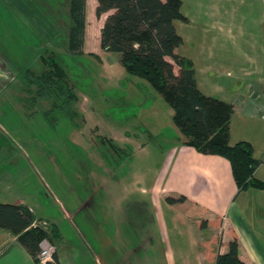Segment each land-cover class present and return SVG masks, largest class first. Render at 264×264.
<instances>
[{
	"label": "rangeland",
	"instance_id": "obj_1",
	"mask_svg": "<svg viewBox=\"0 0 264 264\" xmlns=\"http://www.w3.org/2000/svg\"><path fill=\"white\" fill-rule=\"evenodd\" d=\"M54 1L52 6L60 11L63 0ZM221 5L226 8L227 2ZM247 6L239 9L246 17ZM102 23H90L80 56L66 50L67 35L59 38L61 49L56 53L78 97L72 104L78 113L73 120L50 113V103L33 106V100H26L30 96L23 79L4 83L0 194L8 195L12 203L23 201L51 225L63 264H166L165 245L155 235L148 198L138 188L142 179L151 177L157 158L175 141L178 129L166 113L171 108L147 82L126 72L117 81L119 55L108 56L99 46ZM185 47L196 53V41ZM30 52L31 58L42 53L31 48ZM104 63L111 64L109 73L104 72ZM42 67L39 61L31 69L40 72ZM258 90L248 98L263 111L264 94ZM153 111L159 113L157 129ZM127 138L131 142H125ZM140 144L146 147L139 148ZM258 228L264 237V226Z\"/></svg>",
	"mask_w": 264,
	"mask_h": 264
},
{
	"label": "crops",
	"instance_id": "obj_2",
	"mask_svg": "<svg viewBox=\"0 0 264 264\" xmlns=\"http://www.w3.org/2000/svg\"><path fill=\"white\" fill-rule=\"evenodd\" d=\"M182 1V12L189 21L175 23L185 41L176 52L194 62L203 94L234 105L230 143L248 142L253 146L255 158L261 161L255 177L264 182V110H258L255 102L248 98L258 89L264 94V0ZM223 1L227 2L226 8H222ZM54 3V0H0V94L4 92V83L18 81L26 69L39 61L42 63L45 52L56 53L61 49L59 38L62 34L68 36L72 25L71 0H63L60 11L52 6ZM245 4H248L247 17L239 11ZM97 8V0H86L83 49L90 23L92 25L94 20L102 23L109 15L98 18ZM102 27L103 23L99 24L100 38ZM192 41H196V53L185 47ZM64 42L69 46L68 39ZM30 48L42 52L41 55L33 53V58L29 57ZM66 50L69 51V47ZM106 54L111 56V53ZM90 55L99 56L95 51H90ZM117 66L119 81L126 72L119 57ZM111 67L106 63L102 66L106 73ZM166 113L172 121L173 109H167ZM153 116V126L157 129L159 113L153 111ZM175 135V141L168 143L157 158L158 165L151 177H141L143 183L138 188L148 198L155 235L165 245L166 264H215L207 259L201 242L216 235L223 243L219 253H226L227 244L237 236L240 258L247 264H264V237L258 228L264 226V190L239 192L226 159L186 146L179 130ZM129 140L125 142H131ZM136 141L137 138L135 145ZM138 147L144 149L146 145ZM4 195L0 203L26 205L23 201L9 202L8 195ZM167 197H185L186 200L171 205L166 202ZM192 204L203 205L207 210L203 215L189 217L185 210ZM30 209L35 215L34 209ZM217 218L223 219L220 228L200 230L197 226L201 219ZM57 259L59 264L64 263L58 250ZM34 263L18 236L0 228V264Z\"/></svg>",
	"mask_w": 264,
	"mask_h": 264
},
{
	"label": "trees",
	"instance_id": "obj_3",
	"mask_svg": "<svg viewBox=\"0 0 264 264\" xmlns=\"http://www.w3.org/2000/svg\"><path fill=\"white\" fill-rule=\"evenodd\" d=\"M97 17L109 13L101 29L100 46L105 52L117 54L120 64L132 77L144 80L174 111L172 122L183 136V144L205 155L226 159L239 192L250 189L264 190V182L255 174L261 161L254 156L253 146L248 142L231 145V120L235 113L233 104L203 94L198 86L194 62L177 54L176 50L185 41L176 28V21L187 23L183 14L182 0H97ZM86 0H71L72 25L69 29V54L82 55L85 37ZM43 70L31 68L22 73L28 95L33 106L39 102L50 103V113L74 119L78 113L72 104L78 99L71 85L69 73L59 60L57 53L45 52L42 57ZM175 66L179 71L175 72ZM49 114V113H47ZM109 142H113L109 140ZM167 197L174 205L185 202ZM206 208L192 204L185 210L189 217L203 215ZM38 219L27 205L0 203V228L18 236L19 242L39 264L40 243L54 237L51 225L47 228L34 226ZM223 219H201L200 230L221 227ZM209 261L215 264H247L239 255V239L234 236L228 251L219 253L223 245L220 236L201 242ZM55 263H58L57 254Z\"/></svg>",
	"mask_w": 264,
	"mask_h": 264
},
{
	"label": "built area",
	"instance_id": "obj_4",
	"mask_svg": "<svg viewBox=\"0 0 264 264\" xmlns=\"http://www.w3.org/2000/svg\"><path fill=\"white\" fill-rule=\"evenodd\" d=\"M34 226H40L42 228H47L48 225L45 221L36 220L33 224ZM57 254V246L53 244L49 239H44L40 243V251L38 254L39 264H56L55 255Z\"/></svg>",
	"mask_w": 264,
	"mask_h": 264
}]
</instances>
